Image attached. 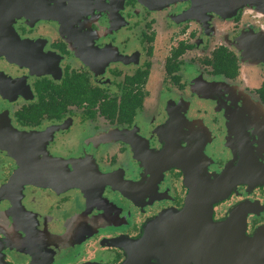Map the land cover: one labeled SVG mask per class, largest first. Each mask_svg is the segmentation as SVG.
Here are the masks:
<instances>
[{
  "label": "flooded vegetation",
  "instance_id": "1",
  "mask_svg": "<svg viewBox=\"0 0 264 264\" xmlns=\"http://www.w3.org/2000/svg\"><path fill=\"white\" fill-rule=\"evenodd\" d=\"M17 4L0 24V264H197L186 245L144 239L189 210L194 166L232 174L216 219L244 202L247 232L264 227L263 7ZM220 82L230 97L211 94ZM233 102L259 122L247 130Z\"/></svg>",
  "mask_w": 264,
  "mask_h": 264
},
{
  "label": "water",
  "instance_id": "2",
  "mask_svg": "<svg viewBox=\"0 0 264 264\" xmlns=\"http://www.w3.org/2000/svg\"><path fill=\"white\" fill-rule=\"evenodd\" d=\"M166 1L183 0H164V3ZM192 1L196 11L211 8L224 16L234 15L240 7L248 2H255L264 8V0ZM21 9L22 4L14 6V0H0V24L6 23L8 18L11 19L15 15H19ZM5 48L6 46L0 43V50ZM188 166L190 167V165ZM188 172L192 188L188 198H192L193 203L191 202L189 210L166 213L151 222L144 237V239L150 238L147 245H156L160 242V238L162 241L169 240L168 245L162 244V246L168 247V250L171 247L186 245L191 249L197 264H264V227H260L253 234L247 232V215L252 209L251 204L243 202L235 206L225 218H215L212 203L227 194L229 191L227 183L232 174L229 173L222 178L216 176L215 179H212L205 170L200 172L197 166ZM194 208L202 209L204 213L201 212V217L196 218L191 214V209ZM176 217H178L177 223L188 224L187 230L179 227L176 230L171 226V221ZM154 225H156L155 229ZM167 253L170 254L169 251Z\"/></svg>",
  "mask_w": 264,
  "mask_h": 264
},
{
  "label": "rangeland",
  "instance_id": "3",
  "mask_svg": "<svg viewBox=\"0 0 264 264\" xmlns=\"http://www.w3.org/2000/svg\"><path fill=\"white\" fill-rule=\"evenodd\" d=\"M262 59L264 60V58H262ZM212 93L215 95H218V96L224 95L226 93L230 97L229 90L226 89L225 83H222V82H220L216 85V89H213L211 94ZM233 101L235 103L239 102V100H237V99H233ZM234 102L232 103L233 108H234ZM245 111L246 110H244V109L242 110V108L241 109L234 108L233 113L235 115L234 116L235 119L236 120L241 119V121L245 125V128L248 130V127H251L252 124L254 125L255 122H259L260 119H259V114H258L257 110L255 111L251 108V112H248L247 115H245Z\"/></svg>",
  "mask_w": 264,
  "mask_h": 264
}]
</instances>
